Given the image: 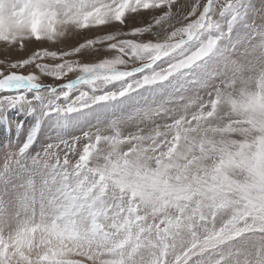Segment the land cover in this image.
<instances>
[{
  "label": "snow or ice",
  "instance_id": "obj_1",
  "mask_svg": "<svg viewBox=\"0 0 264 264\" xmlns=\"http://www.w3.org/2000/svg\"><path fill=\"white\" fill-rule=\"evenodd\" d=\"M0 264H264V0H0Z\"/></svg>",
  "mask_w": 264,
  "mask_h": 264
},
{
  "label": "rangeland",
  "instance_id": "obj_2",
  "mask_svg": "<svg viewBox=\"0 0 264 264\" xmlns=\"http://www.w3.org/2000/svg\"><path fill=\"white\" fill-rule=\"evenodd\" d=\"M18 115H21L22 116L23 114L22 113H19Z\"/></svg>",
  "mask_w": 264,
  "mask_h": 264
}]
</instances>
